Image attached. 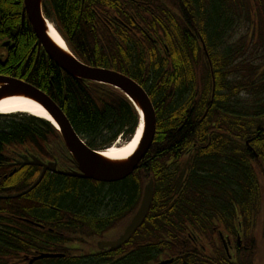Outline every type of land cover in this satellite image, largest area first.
Here are the masks:
<instances>
[{
	"label": "trees",
	"instance_id": "16d2710c",
	"mask_svg": "<svg viewBox=\"0 0 264 264\" xmlns=\"http://www.w3.org/2000/svg\"><path fill=\"white\" fill-rule=\"evenodd\" d=\"M44 1L49 7L47 17L55 21L82 63L124 74L146 90L156 111L157 131L139 169L122 182L100 184L48 173L37 189L17 198L22 199L19 204L27 200V209L14 208V199L5 198L20 192L10 190L15 179L0 185V264L22 259L23 252L13 248L25 241L26 231L27 257L67 254L68 245L77 240L73 234L59 236L64 230L58 221L68 219L75 224L71 218L98 219L116 209L110 219L113 225L124 215L135 213L152 180L155 198L141 229L144 236L138 242L143 243V264L158 262L152 249L171 232H180L183 239L188 229L200 247L220 246L222 260L213 262L235 264L228 260L214 231L228 225V219L211 204V198L202 200L204 181L211 179L205 169L219 168L215 159L203 155L213 146H203L221 135L220 131L225 136L232 134L231 124L226 128L223 122L234 118L232 100L238 91L264 102V26L260 30L250 26L254 19L264 21V0ZM97 5L112 14L124 7L128 12L125 26L110 32L92 12ZM24 12V0H0V76L24 81L49 95L93 150L106 149L121 136L133 137L140 123L134 104L118 90L78 81L59 69L43 49L39 50ZM100 23L102 32L98 31ZM243 27L245 32L239 36ZM4 43L11 44L7 50L1 48ZM201 98L207 99L203 109L197 104ZM257 102L256 111L246 102L240 108V119L249 125L255 122V129L263 126L257 120L264 118L258 117ZM247 128L241 134H247ZM189 151L192 159L184 164L182 158ZM13 152L55 161L60 170L75 169L61 134L49 122L35 117L0 116V164ZM240 153L246 157L241 149ZM205 160L206 168L201 165ZM208 161L213 164L208 165ZM177 174L179 184L186 186L189 202L177 203L169 196L168 184ZM39 175L38 167H27V190ZM251 189L253 204L249 205L247 198L240 205L246 250H239L236 264H264V251L260 259L257 256L260 233L264 240V219L260 217L264 203L259 198L261 192ZM232 210L229 215L235 216ZM11 216L27 217V227L12 221ZM180 238L177 243L184 246ZM138 246L135 244V250ZM161 248L170 246L164 242ZM116 252L119 256L120 251ZM73 257L68 254L66 259H45L36 264H81L71 260Z\"/></svg>",
	"mask_w": 264,
	"mask_h": 264
},
{
	"label": "flooded vegetation",
	"instance_id": "af4514ba",
	"mask_svg": "<svg viewBox=\"0 0 264 264\" xmlns=\"http://www.w3.org/2000/svg\"><path fill=\"white\" fill-rule=\"evenodd\" d=\"M96 7L92 9V12L96 17L99 18L101 22H104L107 25V27L110 29V32L115 31L118 26H125L128 12L124 7L119 10L118 8H116V11H114L113 14L106 12L107 10H103L102 6L97 5ZM48 9L49 7L47 5V2L44 1L43 10L44 15L47 19H49L46 12V10ZM50 20L55 24V21L53 19ZM101 25L102 24L100 23L98 31H101ZM55 26L58 29L56 24ZM250 26L253 30H260L261 26H264V21L254 19V21L251 22ZM61 36L68 46L70 52L74 56H76L71 50L68 41L62 34ZM261 96H264V94ZM262 100L257 102V98H255L253 95L247 94V92L239 93L238 91L236 93L232 100L235 107V111L233 112L234 118L230 122H223L222 120V122L226 125V128H228L227 126L229 123L231 124L232 134L225 136V132L220 131L221 135L210 141V143H215V146H213V151H211V147V152L209 151V153L203 154L206 158L215 159L216 165L219 168L216 170L206 168L207 160L201 163V165L205 166L204 168H206L205 175L207 177L210 176L211 178L210 180L204 181L205 185H203L202 187L204 188L203 191L205 193L202 192V200L204 201L207 198H211V204L216 206L221 215H225V217L228 219L227 224L231 227L223 224L224 227H221L219 231L217 227H215L214 231L221 241L219 245L223 247L228 260L231 263L235 264L238 261L237 256L240 252L239 250H246L244 246L245 230L242 224L243 217H241L240 215V205L246 202L247 198H250L249 205L253 204V193L252 195H250L251 188V192L256 191V189L261 192V194H259V198H261L262 202L264 203V118H259L260 120H257V124H263V126L255 129V122H252L249 125L245 120L240 119V114H243L240 112V108L238 107L245 106L246 103H249L250 107H253L256 111L257 102L258 117H262L264 116V102ZM246 127H248L247 130L249 132L245 135L241 134V130L245 129ZM207 147H209V145L203 146L204 149ZM240 149L243 151L246 157L242 156V154L240 153ZM192 155L193 154L190 151L184 154V157L182 158L184 164L190 162V160L192 159ZM6 158L7 159L3 160V162L0 164V185H6L7 182L11 181L7 174L13 172L14 177H12V179H15V183L10 190H20V192L11 194L8 197L6 195L5 198L14 199V208L22 206L27 209V200H24L19 204L22 199H17L18 197H27V194H23L27 191V165H24V163L26 162L25 158H27V152H13ZM172 161L175 162V160ZM172 161L170 162V164H173ZM49 162L56 163L55 161H44V163ZM71 163H73L75 166L74 171H77L76 163L74 161H71ZM210 164H213V162L208 161V165ZM38 169H40V172H42L43 170L39 167ZM47 175L48 173L46 174V176ZM179 175L180 174L176 175L174 181L173 179L171 180L172 184H168L169 192L171 193V195L169 194V196H173L174 202L177 203H185L186 201L189 202L191 201V199L188 197L186 186L183 187L181 186V184H179ZM246 176H249L250 178L247 179ZM247 180H250V182L247 183ZM168 181H170V179H168ZM208 182L213 183L210 184ZM142 199L143 196L138 208L133 215H124V217H121V219L113 223V225L111 224V222L113 221H111L110 219L114 218L111 216L113 211L117 212L115 211L116 209H112V211L108 215L101 216L98 219L77 216L76 221L75 218H71V221L74 220L75 224H73V222H68V219L58 221V227H61L64 230L58 233V235L64 236V234H73L72 236L77 240V242L68 245L67 254H49L63 255V257L61 258L55 259H66L67 255L70 254L74 256L73 258H71V260L80 262L81 264H143V243L138 242H140V240L144 236L141 229L147 218L143 225L133 234L131 239L122 247L116 250H113L111 248H99L100 242L116 241L126 232L141 206ZM230 209H233L232 211L235 216L229 215ZM122 211H126V209H123ZM260 217H263L264 219V211L261 212ZM10 219L14 222L24 224L27 227V217L23 218L11 216ZM49 230L51 232L53 231V229ZM115 231H118L119 233L113 237L114 234L111 233ZM24 236L25 241H21L19 246L13 248L14 251L23 252L22 259L14 264H31L30 262L41 254L38 253L34 256L27 257V231ZM182 236L183 239L180 238V232H178L177 234L171 232L169 236L164 238V242L170 246V249L161 248L162 243L164 242H159V244L155 245L152 251L157 254L158 262L152 264H216V262L212 261L213 259H215V261L222 260V249H220V246H216L215 248H213L211 246H208L207 244L205 245V248L200 247V244L196 241L191 229L186 230L184 234H182ZM179 238L180 245L184 246H179V243H177ZM130 242L131 244L127 246ZM135 244L139 245L138 247H136V250ZM21 246L24 247L20 248ZM118 250L120 251L119 256H117L116 252ZM39 261L42 260L35 261L33 264H36Z\"/></svg>",
	"mask_w": 264,
	"mask_h": 264
},
{
	"label": "water",
	"instance_id": "95a60500",
	"mask_svg": "<svg viewBox=\"0 0 264 264\" xmlns=\"http://www.w3.org/2000/svg\"><path fill=\"white\" fill-rule=\"evenodd\" d=\"M24 4V16L28 17L35 32L39 50L43 49L49 59L68 76L81 82L96 83L120 91L134 104L138 112L142 111L145 122L144 137H142L139 148L133 157L122 163L111 162L101 157L99 152L87 146L75 132L66 114L49 95L24 81L0 76V102L7 98L24 96L39 103L59 126L64 145L77 165V171H64L59 169L57 163H44L35 156H27L24 165L40 167L43 170L37 182L26 193L28 194L37 188L48 172L57 173L68 178L104 184H114L126 180L138 170L155 139L157 115L149 95L141 85L124 74L110 69L87 66L77 59L68 47V52L63 51L48 35V20L44 15L43 0H24ZM10 45V43H4L1 48L7 50ZM153 199L154 182L150 181L144 189L141 206L126 232L116 241L100 242L99 248L116 250L126 244L145 222ZM56 257L53 255H42L30 263L33 264L38 260Z\"/></svg>",
	"mask_w": 264,
	"mask_h": 264
},
{
	"label": "bare ground",
	"instance_id": "6f19581e",
	"mask_svg": "<svg viewBox=\"0 0 264 264\" xmlns=\"http://www.w3.org/2000/svg\"><path fill=\"white\" fill-rule=\"evenodd\" d=\"M83 1H85V0H83ZM47 32H48V35L51 38V40L59 48L63 49V51H66V52L69 51L64 39L58 33V31L56 30L55 26L52 23H50V22H47ZM94 68H96V67H94ZM206 100L207 99H202V98L197 100V102H198L197 104L201 107V109L206 107V105H207ZM238 108H241V106H239ZM139 112L141 114L140 115L141 122H140V126L138 127V131L135 133L133 138L130 141H128L127 143H122L121 141H117L114 145L109 146L106 149H103V150H100V151H96L95 150L96 152H99V155L101 157H103L104 159H107L108 161L115 162V163H122V162L128 161L131 157H133V155L136 153L137 149L139 148L140 141H141V139L143 137L144 130H145V122H144L143 113H142L141 110ZM0 115H2V116L26 115V116H30V117H35V118H38V119H41V120L49 122L50 124H52L54 126V128L58 132L60 130L59 126L56 124V122L53 120V118L45 111V109L39 103H37L33 99H30V98H27V97H24V96L11 97V98H7V99L2 100L0 102ZM207 145L215 146V143H208ZM212 149H213V147H212ZM20 151H22V150H20ZM30 156H34V155H30ZM35 157H37V156H35ZM37 158H39V157H37ZM42 162H44V161H42ZM49 163H52V162H49ZM27 167L32 168L33 166H27ZM67 171H74V170H67ZM41 173L42 172H40V175H41ZM48 173L57 174V173H52V172H48ZM7 175L9 177V179H11V180L14 179V178L12 179V177H14V173L13 172H11L10 174L8 173ZM40 175H39V177H40ZM57 175H59V174H57ZM8 177H6V178H8ZM39 177H38V179H39ZM76 180H81V179H76ZM81 181L99 183V182L89 181V180H81ZM100 184H104V183H100ZM37 188H35V189H37ZM31 192H33V191H31ZM25 193H23V194H25ZM42 255H53V256H57L56 258L63 257V255H60V254L59 255L40 254L38 257H40ZM51 259H55V258H51Z\"/></svg>",
	"mask_w": 264,
	"mask_h": 264
},
{
	"label": "rangeland",
	"instance_id": "374dc122",
	"mask_svg": "<svg viewBox=\"0 0 264 264\" xmlns=\"http://www.w3.org/2000/svg\"><path fill=\"white\" fill-rule=\"evenodd\" d=\"M51 22V21H50ZM245 29H246V27H243L242 29H240V32H239V36L240 35H242L244 32H245ZM238 37H236V39H237ZM15 116H20V115H15ZM27 116L25 115V118H26ZM143 137H144V134H143ZM133 137H130V136H124V137H120L119 139H118V141H121L122 143H127L128 141H130L131 139H132ZM143 139V138H142ZM119 232L118 231H115V232H112L111 234H114L113 235V237L116 235V234H118ZM263 233V232H262ZM263 237H264V235H263ZM259 241H261V242H259V250H258V257H259V259H260V257L262 256V253H263V251H264V240H262V237H261V233H260V235H259ZM258 259V258H257Z\"/></svg>",
	"mask_w": 264,
	"mask_h": 264
}]
</instances>
